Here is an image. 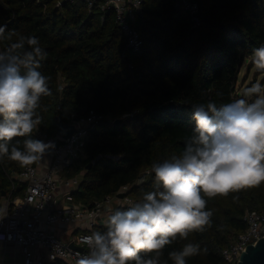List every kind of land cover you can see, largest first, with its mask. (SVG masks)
<instances>
[{"label":"trees","instance_id":"trees-1","mask_svg":"<svg viewBox=\"0 0 264 264\" xmlns=\"http://www.w3.org/2000/svg\"><path fill=\"white\" fill-rule=\"evenodd\" d=\"M196 1L200 25L194 27L178 0H145L136 20L143 47L134 53L112 9L89 13L81 0H0V25L14 32L0 40V50L23 35L37 37L48 54L40 71L49 77L51 95L37 110L40 130L56 136L57 119L73 124L91 111L104 118L91 131L85 158L65 173H84L77 202L89 205L124 186L131 187L127 197L139 201L155 188L152 164L183 152L195 127L191 106L240 98L245 61L264 45V0ZM20 167L0 155V201L11 192L8 172ZM207 210L210 225L166 246L161 264H173L168 253L187 243L206 249L187 264H225L221 252L247 229L246 213L264 211V184L208 199Z\"/></svg>","mask_w":264,"mask_h":264},{"label":"clouds","instance_id":"clouds-1","mask_svg":"<svg viewBox=\"0 0 264 264\" xmlns=\"http://www.w3.org/2000/svg\"><path fill=\"white\" fill-rule=\"evenodd\" d=\"M13 35L0 25V40ZM47 55L34 36L21 35L0 50V155L22 166L54 147L33 138L42 123L41 98L51 95L49 77L40 71ZM251 61L264 72V45L253 48ZM191 108L195 127L183 152L152 164L155 188L109 215L106 231L83 237L89 252L77 264H161L166 246L210 225L208 199L264 184V84L257 81L243 97L219 107L209 100ZM202 251L198 243H187L168 259L187 264Z\"/></svg>","mask_w":264,"mask_h":264},{"label":"built area","instance_id":"built-area-1","mask_svg":"<svg viewBox=\"0 0 264 264\" xmlns=\"http://www.w3.org/2000/svg\"><path fill=\"white\" fill-rule=\"evenodd\" d=\"M92 13L112 9L122 30L127 47L134 53L141 51L143 41L136 20L142 13L145 0H81ZM74 3L75 0H63ZM191 18L194 27L200 25V7L196 0H178ZM61 3L58 4L60 6ZM104 18L102 17V20ZM132 69L133 66L130 65ZM104 118L94 111L77 120L75 133L68 139L51 136L38 129L34 137L54 147L36 163L8 172L11 192L0 201V243L20 248L22 264H77L79 256L89 252L83 237L93 231L106 229L107 217L117 208L135 203L127 197L130 186L89 205L77 202L84 173L66 177L68 168L85 158V147L91 131ZM23 184V193L12 194ZM125 195L119 198V195ZM247 229L239 233L221 254L225 264H237L246 246L264 238V211H248ZM101 228V229H99ZM101 232H103L101 230ZM79 254V255H78Z\"/></svg>","mask_w":264,"mask_h":264},{"label":"water","instance_id":"water-1","mask_svg":"<svg viewBox=\"0 0 264 264\" xmlns=\"http://www.w3.org/2000/svg\"><path fill=\"white\" fill-rule=\"evenodd\" d=\"M77 120L75 119L74 122ZM122 120H118L120 123ZM76 131L74 124H65L57 119V135L62 139L70 138ZM5 196V193H3ZM125 195H119V198H124ZM246 252H243L240 261L237 264H264V238H260L254 245L246 246Z\"/></svg>","mask_w":264,"mask_h":264},{"label":"rangeland","instance_id":"rangeland-1","mask_svg":"<svg viewBox=\"0 0 264 264\" xmlns=\"http://www.w3.org/2000/svg\"><path fill=\"white\" fill-rule=\"evenodd\" d=\"M257 81L264 84V72L257 70L254 67L250 57L245 61L242 71L239 75L236 93L240 98L243 97L245 90L251 87V85Z\"/></svg>","mask_w":264,"mask_h":264},{"label":"crops","instance_id":"crops-1","mask_svg":"<svg viewBox=\"0 0 264 264\" xmlns=\"http://www.w3.org/2000/svg\"><path fill=\"white\" fill-rule=\"evenodd\" d=\"M23 255L20 248L0 243V264H22Z\"/></svg>","mask_w":264,"mask_h":264}]
</instances>
